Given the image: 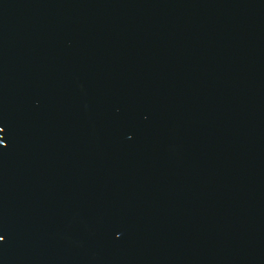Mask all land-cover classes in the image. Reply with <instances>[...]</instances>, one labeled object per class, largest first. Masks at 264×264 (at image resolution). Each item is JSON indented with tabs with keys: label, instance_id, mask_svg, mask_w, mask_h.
<instances>
[{
	"label": "water",
	"instance_id": "obj_1",
	"mask_svg": "<svg viewBox=\"0 0 264 264\" xmlns=\"http://www.w3.org/2000/svg\"><path fill=\"white\" fill-rule=\"evenodd\" d=\"M0 264H264V0H0Z\"/></svg>",
	"mask_w": 264,
	"mask_h": 264
}]
</instances>
